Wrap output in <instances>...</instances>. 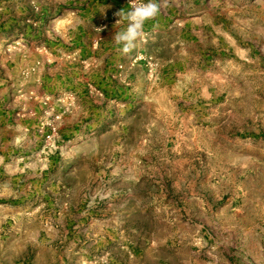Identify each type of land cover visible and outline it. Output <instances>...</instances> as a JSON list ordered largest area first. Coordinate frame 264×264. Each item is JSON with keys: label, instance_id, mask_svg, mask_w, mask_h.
<instances>
[{"label": "rangeland", "instance_id": "1", "mask_svg": "<svg viewBox=\"0 0 264 264\" xmlns=\"http://www.w3.org/2000/svg\"><path fill=\"white\" fill-rule=\"evenodd\" d=\"M156 2L0 0V264H264V0Z\"/></svg>", "mask_w": 264, "mask_h": 264}, {"label": "clouds", "instance_id": "2", "mask_svg": "<svg viewBox=\"0 0 264 264\" xmlns=\"http://www.w3.org/2000/svg\"><path fill=\"white\" fill-rule=\"evenodd\" d=\"M163 4L157 3L156 0H130L131 10L125 12L123 9L116 13L120 19L116 21V25L123 21L127 22L126 27L121 31H116L113 41L117 46V51L124 55L132 52L138 40L143 41L145 37L144 26L148 21L155 20L160 14ZM102 29H97L101 31Z\"/></svg>", "mask_w": 264, "mask_h": 264}]
</instances>
